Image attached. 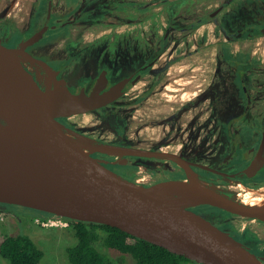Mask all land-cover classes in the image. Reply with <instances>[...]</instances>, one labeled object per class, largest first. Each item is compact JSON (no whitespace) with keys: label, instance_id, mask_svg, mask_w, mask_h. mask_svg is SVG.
Segmentation results:
<instances>
[{"label":"flooded vegetation","instance_id":"1","mask_svg":"<svg viewBox=\"0 0 264 264\" xmlns=\"http://www.w3.org/2000/svg\"><path fill=\"white\" fill-rule=\"evenodd\" d=\"M45 28L27 50L51 65L71 92L90 94L98 85L104 92L125 82L115 101L86 113L103 127L61 118L67 127L175 154L204 181L230 190L264 188V168L244 173L264 137V0H0L5 47ZM93 155L145 186L187 177L171 158ZM209 207L194 210L264 262V221L230 213L226 228L207 214Z\"/></svg>","mask_w":264,"mask_h":264},{"label":"water","instance_id":"2","mask_svg":"<svg viewBox=\"0 0 264 264\" xmlns=\"http://www.w3.org/2000/svg\"><path fill=\"white\" fill-rule=\"evenodd\" d=\"M45 31L13 48L0 41V203L118 228L198 264H264L232 233L194 210L207 205L264 221V205H247L238 190L204 181L175 154L99 141L60 121L109 105L125 82L104 92L100 85L90 94L71 92L51 65L27 50ZM38 72L48 76L46 85ZM71 136L83 138L84 147ZM95 152L171 158L187 177L145 186L107 168ZM263 168L264 137L244 173L256 175Z\"/></svg>","mask_w":264,"mask_h":264},{"label":"trees","instance_id":"3","mask_svg":"<svg viewBox=\"0 0 264 264\" xmlns=\"http://www.w3.org/2000/svg\"><path fill=\"white\" fill-rule=\"evenodd\" d=\"M209 208L219 210L212 206ZM35 211L41 213V216L60 218L54 214ZM65 220L75 231L77 239L76 244L66 250L71 264H124L127 256L136 264H198L185 256L171 253L163 247L139 239L118 228L67 218ZM99 243L106 249L117 251L120 257L113 260L101 252ZM0 255L10 264H42L44 258L43 250L24 233L7 236L0 243Z\"/></svg>","mask_w":264,"mask_h":264},{"label":"rangeland","instance_id":"4","mask_svg":"<svg viewBox=\"0 0 264 264\" xmlns=\"http://www.w3.org/2000/svg\"><path fill=\"white\" fill-rule=\"evenodd\" d=\"M57 36L58 33L52 32L49 38L51 37V39H54ZM71 120L81 127H103L100 119H98L95 114L76 115L73 116ZM158 128L162 129L163 127L158 126ZM81 134L85 135L84 133ZM85 136L90 137L88 135ZM82 139L83 138L79 137V140ZM181 143H175V145H173L174 148L180 149ZM231 189L235 190L234 188ZM240 192L245 193V191ZM0 207L2 209L0 210V243L7 236L24 233L30 236L37 244V246L41 250H43L44 258L42 260V264H71L68 260L66 250L68 247L74 246L77 242V239L75 236V231L69 225L68 221H66L64 218L41 216V213H37V211L33 209L25 208L22 206H13L0 203ZM207 214L212 217L214 222L218 221L220 225L225 226L226 228H229L228 222L234 219L231 217V214L229 212L224 210H214L210 208L207 210ZM50 218L54 219V222H48ZM236 219L237 220H235L234 222L238 223L241 228L244 227V220H239L238 218ZM43 222H45L46 225H43ZM98 247L101 252L107 254L113 260L120 257V254L117 251L106 249L100 243ZM124 262V264H136V262L129 256L125 257ZM0 264L10 263L0 255Z\"/></svg>","mask_w":264,"mask_h":264},{"label":"bare ground","instance_id":"5","mask_svg":"<svg viewBox=\"0 0 264 264\" xmlns=\"http://www.w3.org/2000/svg\"><path fill=\"white\" fill-rule=\"evenodd\" d=\"M30 70H32V68H30ZM37 75H38L40 83L42 85H46V83L48 81V76L45 75V74H42L40 72H38ZM71 138L78 145L84 147L85 141L83 139L79 140V137H76V136H71ZM239 188L242 189V191L246 192V194L239 193V195H238V198L242 202H244L245 204L250 205V206H262V205H264V194H263V190L262 189L255 190V189L243 187L241 185H239ZM166 199H168V198H166Z\"/></svg>","mask_w":264,"mask_h":264},{"label":"built area","instance_id":"6","mask_svg":"<svg viewBox=\"0 0 264 264\" xmlns=\"http://www.w3.org/2000/svg\"><path fill=\"white\" fill-rule=\"evenodd\" d=\"M38 221H39V220H38ZM48 222H54V219L50 218V219L48 220ZM43 225H46V223L43 222Z\"/></svg>","mask_w":264,"mask_h":264}]
</instances>
